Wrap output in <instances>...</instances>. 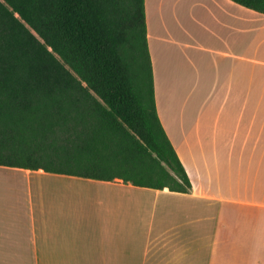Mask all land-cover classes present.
Here are the masks:
<instances>
[{
  "label": "crops",
  "instance_id": "1",
  "mask_svg": "<svg viewBox=\"0 0 264 264\" xmlns=\"http://www.w3.org/2000/svg\"><path fill=\"white\" fill-rule=\"evenodd\" d=\"M145 9L158 116L191 189L0 165V264H264V13Z\"/></svg>",
  "mask_w": 264,
  "mask_h": 264
},
{
  "label": "trees",
  "instance_id": "2",
  "mask_svg": "<svg viewBox=\"0 0 264 264\" xmlns=\"http://www.w3.org/2000/svg\"><path fill=\"white\" fill-rule=\"evenodd\" d=\"M0 165L189 192L157 112L145 0H0Z\"/></svg>",
  "mask_w": 264,
  "mask_h": 264
}]
</instances>
